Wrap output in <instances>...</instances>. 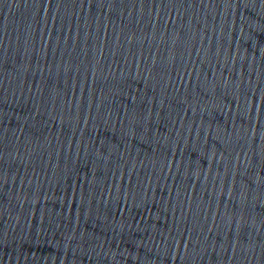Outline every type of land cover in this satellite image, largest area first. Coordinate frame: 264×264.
I'll return each mask as SVG.
<instances>
[{
  "label": "water",
  "instance_id": "1",
  "mask_svg": "<svg viewBox=\"0 0 264 264\" xmlns=\"http://www.w3.org/2000/svg\"><path fill=\"white\" fill-rule=\"evenodd\" d=\"M264 28V0H225Z\"/></svg>",
  "mask_w": 264,
  "mask_h": 264
}]
</instances>
